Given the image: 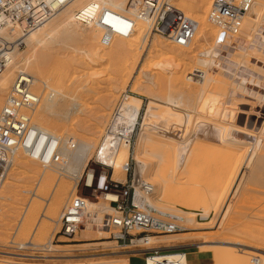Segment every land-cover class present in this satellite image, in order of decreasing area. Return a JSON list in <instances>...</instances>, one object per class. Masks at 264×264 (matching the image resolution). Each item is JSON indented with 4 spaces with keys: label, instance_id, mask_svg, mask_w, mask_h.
<instances>
[{
    "label": "rangeland",
    "instance_id": "obj_1",
    "mask_svg": "<svg viewBox=\"0 0 264 264\" xmlns=\"http://www.w3.org/2000/svg\"><path fill=\"white\" fill-rule=\"evenodd\" d=\"M212 2L213 0H171L170 3L176 9L186 12L185 16L193 19L197 24L196 34L190 45L186 47L176 46L167 38L154 33L148 35L147 39L146 36L137 37L132 33L134 39L132 36L127 39L116 37L108 46H102L100 44L101 33L95 34L90 29L81 27L75 39L57 43L46 52L45 73L50 74L51 67L54 65L58 69L55 89L63 90L60 92L67 93L68 97L73 100L72 105L69 99L65 100L68 109L66 116L55 117L53 111L60 95L56 96V102L51 107L41 110V127L45 128L44 133L58 138L61 145L62 140L67 138L66 142L69 147L67 146L66 150L70 149L65 153L69 151L67 154L70 156L74 154L77 156L68 158L70 162L64 165L62 172L60 170L63 169V165L46 167L38 161L33 159L30 161L27 157H23L24 160L26 158L25 162L30 164L33 171L28 172L22 168L17 173L13 172L12 181L10 176H7L6 182L13 183L15 197L7 202L0 201V264H106L107 259L124 260L128 258L124 254L112 253L118 250L117 245L108 238H98L97 232H91L89 235L86 233V238L85 232L79 231L70 239H64L57 233L58 219L67 201L76 194V189L73 193L76 185L75 176L83 175L84 177L91 169H94L96 175L102 172L111 174L110 168L97 163L98 146L101 142L100 130L104 129L122 94L125 96L123 101L127 102L131 98V101L139 106V124L130 140L128 150L130 156L137 148L139 128L147 116L148 131L142 148L148 157H143L142 160L147 161L146 158L150 156H163V150L168 148L176 158L173 164V174L168 176L169 193L159 198L155 206L199 212L203 217H208L204 222L195 220V216H193L194 223L183 222V227L187 229L176 233L178 236L159 235L152 238L165 240L164 244L177 242L198 244L199 250L213 255V264H264V103L257 99L259 94L264 96V51H251V48H248V43L251 41H255L253 43L256 46L259 44L261 35H258V30L262 24L256 26L251 17L246 14L242 21L241 31L237 36L240 40L232 38L227 47L222 49V54L219 49L213 53L211 49H215L212 45L215 30L207 21ZM254 2L264 8V0H254ZM127 3L126 11L130 8ZM261 10L255 11V14L260 15ZM261 12L263 13V10ZM205 32L208 38L205 36L207 39L204 40ZM154 42H162L165 47L152 48ZM234 48H237V51H234ZM206 50L209 51L208 54L204 53ZM203 53L206 57H215L217 60H199ZM217 54L225 59H220ZM200 65L202 67L208 65V68H202ZM239 65H244L246 68L235 71V66ZM115 69H120V73L115 72ZM195 72L198 73L197 76ZM42 80L45 81V79ZM255 84L260 85L257 87ZM207 87L209 90L206 89ZM238 87L241 91H237ZM243 88H245V93L242 91ZM47 91L49 89L39 83L40 103L38 107ZM108 91L113 93H111L112 97ZM169 91L173 92V96L183 93L185 100H182L181 104L190 111H196L199 117L194 115L195 113H189L183 117L180 112H172L169 107L162 104L160 101L168 97L167 92ZM254 92L259 94L255 97ZM127 95L131 97L127 99ZM150 99L157 101L150 102ZM101 101L103 104L107 102L110 105L106 103L103 105ZM209 108L216 110V114L211 115L215 119L212 123L216 125L208 127L203 126L202 122L196 123L194 119L197 118L201 121L207 120ZM206 112L204 118L200 117ZM219 115L222 116L220 121ZM188 120H191L192 130L187 132L182 142L162 137L165 134L172 138L178 137L176 134H183L184 128L177 130V126ZM170 121L174 122L168 126L167 123ZM194 124L196 126H193ZM226 125L238 129H251L253 137L247 138L252 140L256 136L260 142L258 148H253L256 157L251 164L248 161L245 162L251 145L249 142L242 146L227 143L225 139H228V135L232 132L229 134L227 131L229 127ZM93 127H96L98 132L90 136L89 133ZM51 128L53 132L50 131ZM255 132H257L256 135ZM233 135L239 139L241 137L236 132H233ZM89 137H93L90 147H78V145L82 146V142L88 140ZM70 141L74 143L73 150ZM160 143L163 145L160 146ZM75 149L80 153L77 154L78 151L75 152ZM182 149L184 155L180 163ZM75 157L78 160H75ZM103 161L105 163V159ZM43 170L47 171L48 176L46 179L43 178L44 176L41 178L43 189L38 192L37 180ZM174 172L177 173L176 176ZM222 178L224 182L219 187L218 179L222 182ZM56 189H61V192L57 194ZM80 193L84 196L90 195L89 191L81 187ZM31 194H39L41 201L31 199ZM157 194L158 189L155 188L152 196ZM91 199L90 202H95L94 198ZM33 202H38L41 207L30 228L37 222L45 225L46 228L32 238L33 243L38 246L20 249L18 245L11 244V242L23 243L30 239L31 234L26 229L22 232L17 231L15 227L26 205ZM50 203L55 208L57 207L58 212L53 222L41 217ZM102 203L105 202L102 201ZM195 221L201 226H196ZM47 241L51 243L52 251L43 248L47 246ZM183 253L186 264L203 263L201 258L192 253L187 251ZM147 255L146 252L136 254L132 259V264H145Z\"/></svg>",
    "mask_w": 264,
    "mask_h": 264
},
{
    "label": "built area",
    "instance_id": "obj_2",
    "mask_svg": "<svg viewBox=\"0 0 264 264\" xmlns=\"http://www.w3.org/2000/svg\"><path fill=\"white\" fill-rule=\"evenodd\" d=\"M71 1L0 0V74L10 61L11 47L15 44L7 38L13 32L20 35L32 32ZM140 1L141 3L134 0L129 2L130 6L138 9L134 18L109 8L104 4L106 0H97L77 11L76 19L84 24L91 23L97 28L101 32L100 42L104 46L109 44L112 37H130L134 31V19L145 21L151 33L166 37L176 46L190 45L197 31V24L193 19L176 10L168 0ZM253 3L254 0H213L207 21L217 31L216 45H224L229 36L240 28L243 17L251 10ZM196 74L198 75L197 72ZM32 82L30 75L17 74L12 90L0 111V188L12 162V155L20 145L26 149L31 159L43 166L63 165L61 172L65 168L61 141L40 133L31 123V111L40 101V97L31 91ZM124 97L123 94L120 96L104 126L100 142L102 153L116 149L124 140L125 135L120 128H116ZM38 141L41 142L39 146ZM70 142L73 150L74 143ZM97 163L105 166L101 160ZM121 170L125 175L124 181H113L112 169L111 174L102 172L98 175L91 169L84 177L80 175L74 180L76 194L67 201L58 219L57 233L60 237L70 239L91 225L107 232L108 240L117 246L131 248L146 246L152 237L186 231L183 219L177 213L162 211L147 203V198L153 193V187L136 178L132 156ZM80 187L89 191L90 195H82ZM101 196H104L112 212L103 215L96 226L87 210L88 201L92 200L91 198L96 201ZM195 214V220L199 222L208 219L199 212ZM156 246L145 258V264H148L149 260L152 264H186L183 252H177L173 258L167 259L161 251L162 245Z\"/></svg>",
    "mask_w": 264,
    "mask_h": 264
},
{
    "label": "bare ground",
    "instance_id": "obj_3",
    "mask_svg": "<svg viewBox=\"0 0 264 264\" xmlns=\"http://www.w3.org/2000/svg\"><path fill=\"white\" fill-rule=\"evenodd\" d=\"M96 1L97 0H72L63 9H61L55 15H53V17L50 20H48L44 24L40 25L37 29L33 30L32 32H30V33H28L26 35H20L17 32H13L12 35L7 38L10 42H15V44L13 45V47H11L12 51H11V54H10V61H9L8 65L4 68V70L0 74V111H1V108L4 106V103H5V100H6L7 96L9 95L10 91L12 90V87H13V84H14V79H15L16 75L19 74V73H26V74L30 75L33 78L31 91L34 92L36 95H38L40 97V95L38 93V85H39V83L42 84L46 89H49V91H47L45 97L41 101L40 106L38 107V105L40 103V101H39L37 106L31 111L30 115H31V123H32V125L34 127H36V129H38V131H40V133L47 134V133H44V131H46L45 128L41 127V123H42V112H41V110L43 108L51 107L56 102V99H57L56 96H59V95L60 96L57 99V105H56L53 113L55 114V117H64V116H66L65 114H67V112H68L67 110L68 109H67V105L65 103V100L69 99L70 105H72V100L73 99L71 97L69 98L67 93L66 94L61 93V92H63V90L61 91L59 89L61 91L60 92V91H58V88L55 89V84L57 83L56 81L58 79V74H57V70L58 69L54 65L52 67L50 66L51 67V70L49 69L50 70V74L48 73V75H47L46 74L47 72L45 73V69H44L45 68V64H44V62H45L46 57H47V53L46 52L50 51V49L52 47H54L57 43H62L65 40L75 39V37L78 36V32L81 29V27H84L86 29H90L95 34H100L101 33L91 23H85L84 24V23H82V21L80 22V21H78L76 19L77 11H80V9H82L83 7L88 5L89 3L96 2ZM127 1H128V3H127ZM134 1H137L138 3H141L140 0H134ZM168 1L171 2V0H168ZM129 2H130V0H106V2H104V4L106 6H108L109 8L115 10V11H118L120 13H125V14L128 13V15H130L131 17H135L137 15V13H138V9L136 7L133 8L132 6H130ZM126 3L128 5V7H130L128 9V11H126ZM262 7L263 6H261L260 4L254 2L251 10L247 13V15L249 17H251V19L255 22L256 26H260V24H262L261 27H259L260 30H258V35H261L259 37V44L256 46L253 43L255 41H251V42L248 43V48H251V51H261V50L264 51V21H262V19H264V8H262ZM261 8L263 10V13L261 12L262 11ZM176 10H178L179 12H181L184 15L186 14V12H184L182 10H179V9H176ZM257 10H261L260 13H259L260 15H256L255 14V11H257ZM134 23H135L134 24V31H133L134 35H136L137 37H139V36L145 37L146 36V39H147L148 35H151V32L149 30V26H148V24L145 21H143L141 19H138V20L134 19ZM241 27H242V23H241L240 28L235 33L230 35L228 41L222 46H218L215 43V38H216L217 31L213 27L214 30H215V35H214V39H213L212 45H213V48H215V49H211V51L213 53H216V51H217L216 49H219V50H221L220 53L222 54V49H225L227 47L229 41L232 38L240 40V37H237V36L239 35V33L241 31ZM260 31H262V32H260ZM206 35H207V32H205L203 34L204 40L207 37ZM157 36H160V35H157ZM132 37L134 39V36H132ZM160 37L166 39V37H163V36H160ZM114 38H116V37H112L111 38L109 44L111 43V41ZM117 38H120V37H117ZM121 39H127V38H121ZM154 43H152L153 44L152 48H156V49L160 48L161 49V48L165 47V45H163L164 43H162V42L161 43H155V44ZM100 44L102 46H104L101 42H100ZM255 48H256V50H255ZM234 51H237V48H234ZM204 53L208 54L209 51L206 50V51H204ZM204 53L202 55H200L199 60H203V59L204 60H209V61L212 60V59H213V61L217 60V58H215V57H206V55ZM217 55H219V54H217ZM51 57H52V55H51ZM219 57L222 60H223V58L225 59V57H223L221 55H219ZM225 61H227V59ZM120 64H121V62H120ZM122 65H123V62H122ZM208 65L203 66V67L201 65L200 66L202 68L207 69ZM243 66L244 65H239L237 67L235 66V71H236V69H238V71H239L241 68H246V66H244V67ZM117 68H120V67L117 66ZM123 69H124V67H123ZM119 70L120 69H115V72L117 71L118 73H120ZM206 72H205V74H206ZM42 79H45L46 82L43 81ZM53 80H54V82H52ZM242 81H244V80H242ZM235 82H236V80H235ZM259 85L260 84H255V86H257V87H259ZM109 89H110V87H109ZM206 89L209 90V87H207ZM239 90L241 91V89H239V87H238L237 91H239ZM102 91H104V90H102ZM242 91L245 93L246 92L245 88H243ZM96 92H97V89H96ZM59 93H61V94H59ZM111 93H110V95H111ZM172 93L173 92H171V91L167 92V96L168 97H166L165 99L161 100L160 102H162V104H164L167 107H169L172 112H175V111L180 112L183 117L185 115H187V114L189 115V113H191V114L195 113L194 115L199 117V115L196 114V111H190L185 105L181 104L182 100H185V96H184L183 93L180 92L181 93V94L179 93L180 95H177L178 94L177 93L176 96H173L174 94L172 95ZM247 93H249V92H247ZM256 94H259V93L258 92L255 93L254 92L255 97H256ZM111 97H112V95H111ZM130 97L131 96L127 95V99L130 98ZM251 97H252V95H251ZM103 99H105V98H103ZM257 99L264 103V96L263 95L259 94V98H257ZM152 101L154 102V101H157V100L150 99V102H152ZM107 102H108V100H107ZM107 102H105L106 105L109 104V103L107 104ZM101 103L103 104L102 101H101ZM106 105H105V107H106ZM149 106L151 107V105H149ZM209 110L210 111H209V114H208V118L206 116L208 121L206 119H205L206 121L205 120L201 121V119L197 118V119H194V120H196V123L202 122L203 126H208V127H212V126L216 125L215 123H212V121L215 120V119L211 117V115L216 114V110H215V108H209ZM102 113H103V110H102ZM97 114H99V113H97ZM205 114H207V112L203 113V116H200V117L204 118ZM138 115H139V106L135 105L131 101V98L127 102L123 101L121 103V110H120V115L118 117L117 127L116 128H120V131L125 135V137L123 138L124 140L120 143V146L117 147L116 149H113L112 151L108 150V151H105L104 153H102V150H100V145L101 144L98 146V152H97L98 157L97 158H98V160H101L102 162H104L103 159H105V163H104L105 166H107V167H109V168H111L113 170L112 178H111L113 181H124V179H125V175L122 172L121 168H122L123 165H125L128 162V160L130 158V153L128 151L129 147H130V140L129 139H130L131 134L133 133L134 129L136 128L135 126L139 124L138 123ZM219 117H220V115H219ZM221 117L219 118V121H220ZM191 120H188V122L186 121L184 124H181V125L177 126V130H180V129L184 128L183 131H185V132H183V134H179V135L176 134L178 137H173L172 138L170 136H167V134H165V133H163L165 135H163L162 137L163 138H168V139L171 138L172 140L176 139V140H179V141H181V140L183 141L184 138H186L187 132L189 130H192ZM100 121H102V119H100ZM172 122H174V121L168 122L167 125L169 126L170 123H172ZM147 126H148V120H147V116H146L143 119V122L140 125V128H139L140 129V131H139L140 132L139 133V139H138V143L136 145L137 148L134 151V154L132 155V159H133L134 165H135L136 178H138L140 180H143L146 183H148L149 185H151L153 187V191H154L155 188L158 189V194L155 195V196H152V195L149 196L147 198V201H148L147 203H149L153 207L159 208L162 211L170 210L171 212L177 213L183 219L184 223H194V219H193L194 217L193 216L196 215L194 212H188V211H184V210H180V209H176V208H172V209L170 208L169 209L166 206H161V207L160 206L159 207L155 206L156 202H158L157 200L159 198H163V197L167 196L166 194L169 193V187H168L169 177L168 176H171L173 174V170H174L173 169V164L175 163L176 158H175V156L173 154H171L170 148H168V149L163 150V156H159V157L152 156L151 157L149 155L150 157L146 158L147 161H143L142 160L143 157H148L146 155V153L143 152L144 148H142V147H144L143 144L146 141L145 137L147 135L146 132L148 131ZM193 126H196V125L194 124ZM226 126H228V125H226ZM228 127H229V130L227 128V131L229 132V134H230V132H232V133H231V135H228V137H227L228 139H225V140L228 141L227 143L234 144L236 146L237 145L242 146V145H244V143L249 142V144L251 145V149H249V153L247 154V157L245 159V162L248 161V163L251 164L253 159L256 157V153H255V151L253 152V148L254 147L258 148L260 146V142L256 139V136L252 140H249L247 138V137L251 136V134H252V130L251 129H248V128L238 129V128H235V127H232V126H228ZM50 131L53 132L54 131L53 128H51ZM100 131L103 134V130H100ZM97 132H98L97 128L93 127L89 134H90V136H93ZM233 132L234 133L236 132L239 135H241V137L239 136L240 139L238 137L234 136ZM101 133H100V136L102 138V134ZM256 133L257 132H255V135H256ZM47 135H49V134H47ZM251 137H253V136H251ZM87 139L88 140L82 142V146L78 145V147L79 146H80V148L81 147L82 148L90 147L92 145V143H93V141H92L93 137L92 138L89 137ZM214 140H215V138H214ZM66 141H68L67 138L62 140L63 144L61 145V153H62V155L64 157V160L66 161V164H68L70 162V161L68 162V160H69L68 158L70 157V159H71V156H73V155L70 156V154H67V153H69V151L65 153V151L70 149L69 148V149L66 150V148L68 146V143ZM70 144H71V142H70ZM183 144H186V143H183ZM39 145H41V142L38 141V146ZM161 145H163V143L162 144L160 143V146ZM88 149L89 148H87V150ZM171 149L173 151V148H171ZM75 150L74 151L77 152L79 150V148H78V150L77 149H75ZM79 151L77 152V154L80 153ZM182 151H183V149H182ZM72 152H70V153L74 154ZM81 152H82V150H81ZM147 153H149V152H147ZM220 153H221V151H220ZM79 155H78V157L80 158ZM154 155H155V153H154ZM183 155H184V151L181 153V156H180L181 159L179 160L180 163L182 162L181 160L183 159ZM74 156H77V155L74 154ZM74 156L72 158H74ZM23 157H27L28 159H30V161L32 160L27 155L26 149L22 145H20L18 148H16L15 152L12 155V162H11L9 168L7 169L6 177H5V179H4L3 183H2V186L0 188V201H6L7 202V201L11 200L13 197H15L14 196V186H12L13 183L12 182L11 183L10 182L9 183L6 182L7 176H10V178H11L10 180L12 181V178H14V173L15 172L17 173L22 168H23V170L26 169L28 172L29 171H33V169L30 168V164L25 162L26 158L24 160ZM188 157H189V154H188ZM178 158H179V156H178ZM222 158H223V154H222ZM72 160H74V159H72ZM75 160H78V159H76V157H75ZM66 164H64V165H66ZM79 165H81V164L79 163ZM83 165H84V163L82 164V166ZM78 166H76V168ZM70 167H72V166L70 165ZM176 172H178V171H176ZM200 172H202V171L200 170ZM223 172L226 173L225 171H223ZM22 173H24V172L22 171ZM79 173H80V171L78 172V174ZM20 174H21V172L19 173V175ZM176 174L177 173H175V176H176ZM23 176H24V174H23ZM46 176H48V174H47V171H45V170H43V172L41 174H39V178L37 180V186H36L37 189H39L38 192H41L42 189H43L42 188L43 184L41 182V178L43 177L44 179H46ZM224 176H223V178H224ZM77 177H79V176L78 175L75 176L74 179H76ZM189 178H190V176H189ZM223 178H222V182H221V179H218L219 182H220V184H218V186L223 184V182H224ZM192 179H193V177H192ZM19 180H21V179H19ZM227 181H225V183ZM57 188H59V187H57ZM56 190H57V194H59L61 192V189H56ZM219 190H220V188H219ZM74 192H75V187L73 189V193ZM198 194H199V192H198ZM56 196H58V195H56ZM31 197H32L31 199H37L38 201H41V198H40L39 194H36V195L35 194H31ZM154 199H155V202H153ZM102 201L105 202V203L103 204ZM202 203H203V201H202ZM208 205H209V203H208ZM211 206H212V204L210 205V207ZM40 207H41V205L38 202H33V203H30V204L26 205L25 209L23 210L21 216L18 219V223H17V226L15 228H16L17 231H21V232H22V230H25V229L28 230V232L31 234L30 235V239L28 241L23 242V243H19L18 244V243H15V242H11V244L18 245L19 246L18 248H20V249L27 248L29 246H33V247L38 246L35 243H33L32 238H33L34 235H37V234L39 235V233H41L43 230H45L46 226L45 225H41V223H39V222H37L35 224V226H33L32 228H30L31 227L30 225H31V223H33V221H35ZM213 207H214V205H213ZM56 208L54 207L53 204L50 203L48 205V208H47L46 212L45 213L43 212L44 214H42L41 217L45 218L49 222H53V218H55V216H57V213H58ZM87 210H88V213L90 215V218H91L92 222L96 223V226H98L97 223L99 222V220L102 218L103 215L110 214L112 212V209L110 207H108L107 202L104 200V196H101L95 202L88 201ZM3 211H4V209H3ZM203 215L205 216L206 214H203ZM3 217L5 218V216H3ZM195 223H196V221H195ZM196 226H201V224L199 222H197ZM29 228H30V231H29ZM185 229H187V228H185ZM81 232L82 233L85 232L84 233L85 237L87 236L86 233L89 235V233H91V232H94V233L97 232L99 234L98 238H108V233L107 232L101 231L99 228L98 229L94 228L91 225H88ZM164 242H165V240H161L159 238H150L148 240V242L146 243L147 244L146 246H138V247H131V248H121L119 246H116V248L118 250H114L112 253L122 254V253H137V252L144 251V252L149 254L151 250L156 249V247H157L156 245H162L161 246V251L163 252L165 250L164 248H171V247H174V246H176L178 244V243L164 244ZM108 243H111V242H108ZM46 245L47 246H43V248L45 250H47V251H52V245H51V243L49 241H47ZM107 248H109V247H107ZM176 253L177 252H168V253H165L164 256H166L167 259H171V258H173V256ZM107 261H108L109 264H128V259H124V260L107 259ZM87 262H95V261H87ZM108 263L106 262V264H108ZM148 264H152L150 260H149Z\"/></svg>",
    "mask_w": 264,
    "mask_h": 264
},
{
    "label": "crops",
    "instance_id": "obj_4",
    "mask_svg": "<svg viewBox=\"0 0 264 264\" xmlns=\"http://www.w3.org/2000/svg\"><path fill=\"white\" fill-rule=\"evenodd\" d=\"M173 235L178 236V234H173ZM198 248H199L198 244L179 242L174 247L164 248L165 250L163 251V253H168V252H186L188 250L187 252L192 253L194 256L201 258V260L203 261L202 264H213V260H214L213 255L208 253V252H206V251H201ZM142 252H144V251L137 252V253H122V254H124V256L127 255L128 256V258H127L128 259V264H132L133 257L136 254L142 253Z\"/></svg>",
    "mask_w": 264,
    "mask_h": 264
}]
</instances>
